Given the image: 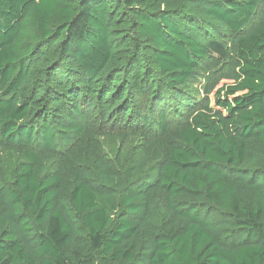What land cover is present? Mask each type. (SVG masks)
<instances>
[{"label": "trees", "instance_id": "1", "mask_svg": "<svg viewBox=\"0 0 264 264\" xmlns=\"http://www.w3.org/2000/svg\"><path fill=\"white\" fill-rule=\"evenodd\" d=\"M0 264H264V0H0Z\"/></svg>", "mask_w": 264, "mask_h": 264}]
</instances>
